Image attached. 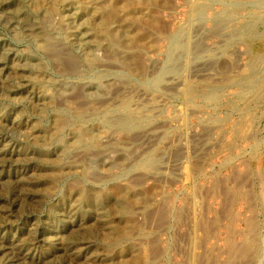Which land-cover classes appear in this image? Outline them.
<instances>
[{"label":"bare ground","instance_id":"bare-ground-1","mask_svg":"<svg viewBox=\"0 0 264 264\" xmlns=\"http://www.w3.org/2000/svg\"><path fill=\"white\" fill-rule=\"evenodd\" d=\"M188 1V18L169 30L171 24L165 21L168 19L164 20L161 12L175 9L177 4L171 0H0V4L6 3V20L12 22L14 19V25H18L15 36L34 44L33 49L13 51L5 46L0 49L3 68H0V92H5L9 98L16 97L15 105L28 106L24 129H16L23 121L18 113L9 117L0 113V163L13 164L14 156L23 153L43 156L44 164L51 170L44 173V181L40 179L44 182L40 183L41 199L53 195H61L62 201L71 196L82 198L90 203L89 208L101 213L97 215L108 227L115 228L111 234L103 231L100 239L123 249L116 262L106 264H142L145 260L141 245L133 243L135 239L124 246L132 236L133 229L129 228L140 223L135 224L131 217L134 213L132 200H149L145 190L148 188L152 193L151 189L154 190L140 186L138 190L135 184L142 185L150 179L153 183L163 182L169 176L178 179L182 173L180 163L185 159L194 164L197 172V149L206 134L202 133L200 138L197 131H190L191 126L183 119L195 117L197 111H201L193 103L197 96L207 99L222 91L225 79L215 80L216 75L223 76L220 72L233 65V61L222 57L215 46V49L205 46L204 29L195 26L196 20L212 19L215 33L227 42L235 32L227 25V19L233 14L225 8L215 12L212 18H206L204 2ZM216 1L227 7L231 4L228 0ZM249 3L254 7L264 4V0ZM251 19L247 21L249 27L254 22ZM159 41L167 42L163 59L156 57ZM203 55L211 58L201 59ZM238 70L231 79L241 88L237 99L259 97L264 63L258 66L256 60L247 65L240 63ZM238 102L234 110L242 119L237 127L246 133L253 118L249 108L245 104L239 107ZM168 107L171 109L166 114ZM9 125L22 143L1 138ZM169 168L170 173L167 172ZM0 188L9 190V180L1 182ZM79 198H71L74 203L71 209H78ZM161 208V205L156 207L158 212L164 213ZM250 225L251 229L255 227ZM126 227L129 230L124 229ZM73 232L70 228L67 236ZM81 236L85 237L86 233L82 232Z\"/></svg>","mask_w":264,"mask_h":264},{"label":"rangeland","instance_id":"rangeland-1","mask_svg":"<svg viewBox=\"0 0 264 264\" xmlns=\"http://www.w3.org/2000/svg\"><path fill=\"white\" fill-rule=\"evenodd\" d=\"M172 1L173 4H177L175 9L169 13V9H164L161 12L164 15V20L168 19L165 21L171 24L169 30H173L185 22L190 8L188 0ZM194 1L208 4L203 3V8L206 7L203 9L206 18H212L218 10L221 11L225 8H228L233 14L227 19V25H230V28L235 32L227 42H224L223 37L215 33L217 30L212 19L195 21L197 28L204 29L203 35H201L204 36L205 46L214 49L216 47L222 57L233 61H231L233 65L228 68V72H220L224 74V77L221 74L216 75L217 79L215 80L223 81L225 79L222 91L207 99L197 96L193 103L202 112L197 111L195 117L191 115L183 119L187 126H191L189 127L190 131H197L200 138H202L201 135L203 136L202 133L206 134V138L203 137L204 139L199 143L197 149V159L199 158L197 172L194 171V164L185 159L183 163H180L179 168L182 173L178 179L169 176L163 182L153 183L150 179L142 185L134 183L138 186L134 187L133 185V187L138 190L139 186L142 189L149 187L154 190L151 189L153 193L148 188L145 190L149 193V200L147 198L132 200L131 209L134 213L131 217L135 224L140 223L129 228L133 229L132 236L130 241L124 242V246L126 247L135 239L133 243L136 246L141 245L145 255L142 264H264V74H262L263 79L259 81L262 83L259 87V89L261 88L260 98L250 96L249 99H247L248 97L242 98L243 100L237 99V93L239 90L241 91V88L238 82L231 80L233 75L239 73L240 63L247 65L248 62L254 60H256L257 66L261 62L264 63V4H256L253 7L249 2L260 0H228L231 3L229 8L216 0ZM228 1L225 0V2ZM3 5L0 4V49L3 46L11 48L13 51L33 49L32 42L15 36L18 25H14L16 23L14 19L12 22L6 20V3ZM258 18H260L259 21ZM248 19L254 21L250 27L247 23ZM233 23L236 25L234 26ZM26 31L27 34L29 30ZM166 44L162 41L157 44V59L164 58ZM207 56L203 55L201 59L211 58V56ZM8 64L10 65L9 62ZM237 70L238 73H236ZM227 75L230 80H227ZM219 76L222 78H218ZM0 93V113L4 112L7 117L18 113L17 115L23 121L16 129H24L26 127L24 116L28 106H17L13 102L16 101V97L10 96L9 98L5 92ZM235 102L240 103L239 107L245 104L250 110V117L253 118L246 133L240 132L237 127L238 121L242 118L234 110ZM166 109L165 112L168 114L171 107ZM13 131L9 125L7 129L3 130L1 138L17 140L18 143H22L20 139H16ZM190 131L187 136L190 135ZM42 158L43 156L37 154L23 153L21 156H14L13 164L8 161L0 163V183L9 180L11 185L9 190L0 188V212L2 215H0V264H106L107 262H116L123 247L100 239L103 231L111 234V232H115V228L108 227L98 217L97 214L101 215V213L88 207L89 202L76 196L62 201L61 195L45 196L41 199L42 187L40 183L44 184V173L51 170L48 164H44L45 159L42 160ZM113 170L118 171V168ZM169 171L170 168L167 172L170 173ZM40 179L43 181L40 182ZM71 198L81 200L76 203L78 208L76 211L70 208L74 204ZM161 201L165 205L159 204ZM160 205L164 213L157 211L156 207ZM151 209H154V212ZM70 222L73 224L71 225ZM80 223L81 225H79ZM250 224L255 227L251 229ZM70 228L74 229V232L68 237L67 232ZM124 229L129 230L127 227ZM82 232L86 233L85 237L81 236ZM93 234L96 235L93 236ZM151 242L153 243L151 244ZM243 246H245V250L242 249ZM231 258L232 261L228 262L230 261L228 259Z\"/></svg>","mask_w":264,"mask_h":264}]
</instances>
